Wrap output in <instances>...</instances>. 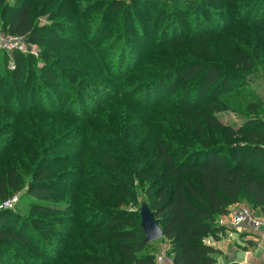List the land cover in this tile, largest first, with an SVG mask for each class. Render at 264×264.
Wrapping results in <instances>:
<instances>
[{"label":"trees","instance_id":"1","mask_svg":"<svg viewBox=\"0 0 264 264\" xmlns=\"http://www.w3.org/2000/svg\"><path fill=\"white\" fill-rule=\"evenodd\" d=\"M51 1L0 0V27L6 34L26 37L33 44H62L63 36L56 27L39 25ZM179 1L189 14L204 11L198 31L181 34L177 27L170 33L166 24L158 35L161 9L171 6V0L110 2L101 17L103 24L113 11L130 15L123 35L128 42L140 37L149 47L154 44L150 38L157 36L166 53L183 50L186 56L169 63L171 69L166 71L148 66L131 70L130 76L151 77L128 96L122 93L115 98L114 94L122 92V86L128 83L114 87L108 75L109 81L104 80L106 84L95 89L94 94L102 96L98 110L73 112L62 108L57 99L54 104L49 102L58 80L64 81L47 63L51 59L49 49L44 48L38 58L13 52L17 69L7 67L0 79L3 87L10 86L12 79L16 84L0 93V206L14 197L20 202L22 193L50 202L48 199L59 190L56 186L64 184L73 189L78 183L73 179L76 177L83 184L77 196L82 204H35L33 208L43 216L25 221L14 219L10 209L0 210V264H28L18 256L24 249L37 258L31 264L39 259L46 264H155L160 250L152 247L154 242H145L140 212L124 208L138 202V189L143 194L142 202L148 203L163 229L166 246L161 251L175 264H217L219 250L207 241L225 235L227 228L219 224V218L242 203L264 212V0H216L213 6L220 9L217 14L218 9L205 7L207 0ZM139 2L159 8L151 19L156 28L147 35L131 12ZM208 19L214 22L212 27ZM216 32L219 34L210 42L209 38L203 41ZM231 38L236 39L235 46L219 52L217 43ZM197 41V45L191 43ZM187 43L192 48L185 47ZM0 55L7 63L8 53L0 50ZM37 59L45 64L34 63V67L25 69ZM69 71L73 73V69ZM130 76L126 72L123 77ZM35 79L50 85L41 91L49 95L43 97L41 110L57 121L45 131L28 125L22 115V111L37 109L24 111L16 100L25 98ZM10 97L15 99V106L6 104L4 98ZM123 101L133 109L132 115L117 110ZM222 112H233L241 122L224 123L219 116ZM140 117L142 127L137 135L149 130L144 145L147 148L122 155L131 143L126 129L136 127ZM19 126L30 128L33 134L6 133ZM79 136H83L82 141ZM66 148L78 149L79 156L54 153ZM121 159L126 162L120 168ZM59 160L62 164L80 163L61 171L59 177H63L54 178L49 163L56 161L58 166ZM65 210L76 214L48 216ZM70 219L77 220V226L59 230L67 241L64 255L61 250L56 254L60 245L48 235L35 238L37 228H43L46 234L47 228L55 231L54 224ZM30 225L34 235L26 230Z\"/></svg>","mask_w":264,"mask_h":264},{"label":"rangeland","instance_id":"2","mask_svg":"<svg viewBox=\"0 0 264 264\" xmlns=\"http://www.w3.org/2000/svg\"><path fill=\"white\" fill-rule=\"evenodd\" d=\"M111 1L112 0H52L46 8V12L40 16L39 25L48 24L56 27L57 31L62 34L64 39V42L62 44L53 42H50L49 44L43 46H41L40 44H34L37 48V55L33 56L35 58H38L40 57L41 51L44 48L49 49L51 53V59L47 63L52 66V69L59 72L64 77V81H61V79L58 80L57 89L55 88V90L51 92V98H49L50 103L54 104V101L57 99L59 101V105H61L62 108H71V111L73 112H77V110L80 111L81 109H87L88 112L91 110H98L102 106V96H96L94 94L96 91L95 89H100V85L106 84L104 80L109 81L108 75H111L110 81L112 83L110 84H113L114 87H117L122 83H128L122 86V92H117L114 94L115 98L122 93L124 96H128L134 89L143 87L147 80L151 77L147 74H145L144 76L142 74L140 76H130V74H132V72H130L131 70L137 67L138 70H140L143 66H148L147 68H161L166 71L171 69L169 63H176L177 60H180L182 57L186 56L183 50H171V53H166V51L163 50V46H160V44L157 43V36H152L150 38V43L154 44L149 47H147L146 44L143 43V40L140 37H135L134 39H131L132 41L130 40L131 42H128L123 37V35L127 30L128 23L130 22V19L128 18L130 15H126L125 13L123 14V11H113L109 19H107L103 24V20L101 18L102 14L107 8L110 7ZM114 1L120 3L126 2L131 4V1L133 0ZM215 1L216 0H207L205 2V7L210 6L215 10L218 9L213 6V3ZM133 8L134 10L131 11L132 15H134V19H136L138 23L143 26L142 30L144 31V35H147V33L153 31L156 27L151 23V19L156 17V14L159 12L158 6H152L151 4L146 5L142 2H139L135 6H133ZM219 11L220 9L216 10L215 13L217 14V12ZM203 12V10H200L199 12L196 11L192 14H189L184 10L181 1L171 0V6H166L165 8L161 9V26L158 28L157 33L158 35H161L162 25L164 26L166 24H168L167 30H169L170 33L177 27L178 29L176 30H178L181 34L182 32L193 33L194 31H198V26L202 25L201 19L205 18L203 16ZM137 21H135L133 24H135ZM207 22L211 27L214 24L211 19H208ZM219 23L225 25L221 20ZM144 26L146 28H144ZM0 32L6 34L1 27ZM217 34L219 33L216 32L215 35H212L210 37L205 36V39L203 41H206V38H209L207 41L210 42L215 38ZM167 38L170 40V35ZM235 40L236 39L231 38L224 39V41L218 42V51L226 52L227 50L231 49V47L235 46ZM191 43H194L196 45L199 44L198 41ZM185 47L192 48V45L187 43ZM12 60L15 62V68H11L9 64V62ZM16 63L17 62L14 57H8V61L6 63L5 58L0 55V79L7 73V67L11 70H16ZM34 63H37L39 66H43L45 64L44 62L37 59L34 60L30 65L27 64L25 69L27 70L29 67H34ZM69 69H73V73H71ZM126 72L131 78L129 77L127 79L123 77ZM11 81L12 82L10 86L3 87L0 85L1 94L8 89H12V85H16L15 83H13V79ZM46 86L50 85H48V83L42 85L37 82V79H35L32 81V86L29 88V91L24 94L25 98L16 99L17 103L23 106L24 111H28L33 108L37 109L35 112L33 111L31 113L22 111V115L23 117H27L26 120L28 125L30 124L31 127L35 126L36 128H42L44 131L47 128H51V123H57L55 117L50 116L41 110L43 108L42 104H44L42 102L43 97L46 98V96H49L48 94L46 95L41 92L43 91V89H45ZM32 87H37V89L32 91ZM141 92L139 93L141 94ZM20 93H22L21 90ZM4 100H7L6 104L8 103L10 104V106H15L13 102L15 101V99L13 97H10L9 99L4 98ZM116 108L123 115L125 113H130L132 115L133 113V109L124 101L122 104L120 102V104L117 105ZM108 114L109 112L107 111L106 115ZM219 116L221 117V120L227 124L237 125L241 122L237 115H235L233 112H222L219 113ZM42 121H44V123ZM138 122L139 124L136 127H133L132 129H126V133L130 136V139L127 138V141H131V143L128 145V147H125L122 155H128V150L133 152L135 148H147V146L144 147V145L146 141L149 140V136L147 135L149 130L145 129L140 135H137V132L142 127V117L138 119ZM16 123L18 124V122ZM17 132H20L23 135H28L31 134L33 130H30V128H26L25 126H19L17 128H11L9 132L6 133H8V135L10 136H13V134ZM51 136L52 134L50 133L49 138ZM78 139L79 141H82L83 136H79ZM10 140H13V137ZM54 153L59 155L62 154L64 155V157L70 156V158H72V156H79L80 154L78 149L73 148L57 150ZM101 158L103 159V157ZM99 160L101 161V159ZM55 162L56 161H51L49 163V167L52 170L51 175L54 178L63 177H59L61 171H67V169H70L77 163H80L78 161L73 164H62V161L59 160L60 164L57 166L56 164H54ZM125 162L126 161L124 159H121L120 168L121 165ZM124 171L126 172V170ZM126 177H128V175ZM84 178L86 177H82L81 179ZM73 179H76L78 181L76 186H71L72 188L75 186V188L70 189L67 187V185L64 184L60 187L56 186L59 190H56L53 196L48 199L50 200V202L37 199L34 200L27 196L25 193H22L20 195L22 196L21 201L14 204L12 208H8L13 212L12 217L17 220L22 219L23 221L28 219L31 220L32 218L36 217H42L43 214L38 209L35 210L36 208H33L35 204L41 205L50 203L49 205L51 206H56L59 204L75 205L77 196H80L83 184L80 181L79 177ZM137 193L139 195L138 202L136 204L131 202L130 204L125 205L124 208L127 211H139L140 204L143 200V194L140 193L139 189L137 190ZM52 202L58 204L54 205L52 204ZM77 204L81 205L82 203L77 201ZM239 205L246 206L244 203ZM2 209L6 208L0 207V210ZM60 214L75 215L76 212L65 210L62 212H57L55 214L50 213L48 214V216H58ZM76 221L77 220L70 219L66 222H57V224H54L56 225V230L54 231V228L49 227L47 228L48 233L46 234L43 233V228H37L38 231L33 230L34 232H36L35 238L36 236L38 238H43L48 235V239L50 238L51 240H53L55 245H60L59 249L56 252V254H58L65 248V245L67 243V241L63 239L64 236L59 230H61L65 226H68V229L71 227H76ZM32 229H34V227L32 228L31 225L26 228L27 232H29L31 235H34ZM49 231L52 233H49ZM56 232H60V234L58 235ZM66 236H69L68 232L66 233ZM165 246L166 243L163 239L155 241L152 244V247L154 249L160 250V253L161 249H164ZM69 249L70 248H68L67 250ZM61 255H64L63 251ZM18 256L21 257L20 259H23L22 261L28 262V264H31L30 262L33 259H37L36 256H33L30 251L25 249L23 252H21L20 255L18 254ZM22 261L20 260V262ZM36 264L46 263L44 262V260L39 259Z\"/></svg>","mask_w":264,"mask_h":264},{"label":"built area","instance_id":"3","mask_svg":"<svg viewBox=\"0 0 264 264\" xmlns=\"http://www.w3.org/2000/svg\"><path fill=\"white\" fill-rule=\"evenodd\" d=\"M0 50L8 53L10 57H13V52H22L32 55H37L36 46L29 42L26 37L8 35L0 32ZM11 68H15V62L12 60L9 62ZM18 201V197H14L9 201L4 202L0 207L12 208ZM219 224L225 226L227 229H238L242 226H248L253 229L264 230V215L261 212H256L250 209L248 206H237L232 208L229 214L219 218ZM155 264H175L172 257L168 256L164 251L159 252L156 257Z\"/></svg>","mask_w":264,"mask_h":264},{"label":"crops","instance_id":"4","mask_svg":"<svg viewBox=\"0 0 264 264\" xmlns=\"http://www.w3.org/2000/svg\"><path fill=\"white\" fill-rule=\"evenodd\" d=\"M260 212V211H256ZM264 215V212H261ZM219 250L217 264H264V230L242 226L227 229L225 235L207 241Z\"/></svg>","mask_w":264,"mask_h":264},{"label":"water","instance_id":"5","mask_svg":"<svg viewBox=\"0 0 264 264\" xmlns=\"http://www.w3.org/2000/svg\"><path fill=\"white\" fill-rule=\"evenodd\" d=\"M139 212L141 215V226L145 233V242L152 243L162 239L164 235L163 229L146 201L142 202Z\"/></svg>","mask_w":264,"mask_h":264}]
</instances>
